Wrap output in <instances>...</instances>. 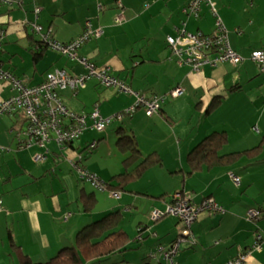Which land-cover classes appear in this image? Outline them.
<instances>
[{
    "label": "crops",
    "instance_id": "1",
    "mask_svg": "<svg viewBox=\"0 0 264 264\" xmlns=\"http://www.w3.org/2000/svg\"><path fill=\"white\" fill-rule=\"evenodd\" d=\"M189 2L18 0L11 5L1 4L0 30L3 34L0 68L22 80L26 87L40 84L45 75L54 69L80 75L85 72L80 64L40 45L38 35L26 23L35 21L43 32L48 29L50 37L59 43H68L80 37L86 22L90 23L91 29L100 28L102 35L84 43L77 50V55L97 68H107L134 92L165 99L160 110L151 117L136 111L132 117L136 120L129 123V130L122 128L123 133L134 137L142 156L157 153L161 167L164 165L161 142L171 140L173 147L177 148L180 169L175 165L176 168L171 166L168 171L178 180V173L183 175L182 186L173 195L182 192L195 203L211 198L225 211L215 215L203 212L198 216L191 225L196 242L194 245H181L174 264H225L250 247L255 235L262 234L261 229L264 232V219L261 218L264 214V175L257 180L244 179L243 172L238 171L264 163V157L261 158L264 126L263 129L259 127L264 123V70L249 59L252 51H264V0H216L217 13L228 32L230 47L243 60L237 66L227 63L215 68L205 66L198 72L186 65L178 66L166 43L167 37H175L182 29L205 35L213 32L214 18L207 7L202 5L198 17H193L185 10ZM36 7L40 12L35 18L33 11ZM121 12L124 19L118 24L117 17ZM15 58L21 61L17 63ZM93 80L95 82L89 80L76 92H60L62 102L70 111L89 113L97 106L101 116L109 117L133 105V96L102 88ZM96 86L108 91L99 93ZM178 86L183 93L177 98H170L169 92ZM15 94L11 87L0 81V102ZM181 113L189 117L188 124L197 116L196 124L190 128L184 124L178 129L176 116ZM139 123H143L144 134L136 128ZM24 128L25 122L20 114L0 115V264H12L13 257L18 260L11 249L12 242L33 263L47 262L61 249L72 246L76 234L92 224L89 219L98 203L96 189L84 182L91 187V191H86L83 185L79 188L77 172L72 167L84 150L96 149L100 138L96 140L97 136L92 133L98 132L85 134V131L65 149L50 141L45 146L48 150L45 160L35 163L33 155L46 150L36 145L20 148L25 140ZM112 130L106 128L98 134L104 136L105 132L107 134ZM118 130H115L116 135ZM218 132H224L227 138L221 149L222 155L249 151L255 147L260 149L256 153L242 155L230 166L204 168L190 174L186 162L188 154L207 136ZM231 139L234 142L232 150L238 151L224 152ZM93 143L94 148H90ZM83 166L87 171L92 169L84 163ZM230 173L239 178L238 186ZM195 175L204 181L200 189L190 185ZM111 183L117 186V180ZM118 194L120 199L121 194ZM164 195L165 192L159 197ZM170 198L160 200L163 209ZM72 203L74 205L71 206ZM128 207L125 211L130 209ZM249 210L260 211L259 218L248 220L246 213ZM115 211L121 213L120 209ZM67 215L70 216L66 218ZM180 227L176 218L170 224L160 222L155 226L157 232H153L154 227L144 225L140 242H136L140 248L127 249L126 244L124 250L109 256L132 250L133 253L123 257L126 264H165L161 256L156 255L155 248L158 245L169 247ZM148 234L156 239L145 241ZM152 258L158 260L154 263ZM245 264H264V242L260 251H253L247 256Z\"/></svg>",
    "mask_w": 264,
    "mask_h": 264
},
{
    "label": "built area",
    "instance_id": "2",
    "mask_svg": "<svg viewBox=\"0 0 264 264\" xmlns=\"http://www.w3.org/2000/svg\"><path fill=\"white\" fill-rule=\"evenodd\" d=\"M18 0H0V5H11ZM202 5H205L214 17V30L205 35L200 32L188 33L180 30L175 37H167L166 43L175 57L178 66H188L192 71H200L208 66L215 68L221 64L237 66L242 62V57L235 52L229 44L228 32L223 25L216 8V0H191L186 7L188 14L198 17ZM40 9L34 8L35 18ZM122 12L117 17V23H122ZM26 23V22H25ZM35 34L39 35V43L43 47L57 52L70 60L76 61L85 70L80 75L69 74L63 69H54L45 75L44 80L32 87H26L22 80L16 78L9 71L0 68V81L9 85L15 92V96L0 102V115L20 114L25 122L23 135L24 143L20 148H30L34 145L45 148L46 144L54 141L60 149L67 148L78 140L85 131L102 133L113 121L121 122L125 116L134 114L142 108L146 116H152L160 110L165 99L160 96L146 97L142 93L134 92L128 84L113 76L107 68H97L88 60L77 55V50L87 41L97 39L102 35V30L91 29L90 23H85V30L80 37L68 43H59L50 37V31L43 32L42 27L35 21L26 23ZM3 32L0 31V46ZM37 49L39 48L36 47ZM249 59L260 69L264 70V51H252ZM91 78L98 82L102 88L115 89L117 92L134 97L133 105L110 117L101 116L97 106L89 113L78 114L72 112L62 102L60 92L70 90L73 92L81 89ZM183 93L181 87H175L169 92L170 98H177ZM90 148H94V143ZM45 153L33 155L35 163L45 160ZM81 156L72 163L81 182L88 183L98 191L107 189L105 182H101L95 175L84 169L81 165ZM234 184L239 185V178L230 173ZM112 196L119 198L118 193ZM208 212L211 215L224 214L222 207L217 205L211 198L204 199L200 203L193 202L184 194L176 193L170 198V202L163 210H153L150 219L157 222L166 216L174 217L181 224L178 235L172 244L165 248L156 246L155 252L160 255L165 264H174V258L182 244H195V238L191 231V225L196 221L199 214ZM70 215H67L68 218ZM260 212L249 210L246 213L248 220H257ZM147 228L146 230H149ZM142 228L138 230L141 234ZM152 235H154L152 233ZM140 239V238H139ZM264 235L258 234L256 242L251 247L242 251L235 259L225 264H245L247 256L253 251H260Z\"/></svg>",
    "mask_w": 264,
    "mask_h": 264
},
{
    "label": "rangeland",
    "instance_id": "3",
    "mask_svg": "<svg viewBox=\"0 0 264 264\" xmlns=\"http://www.w3.org/2000/svg\"><path fill=\"white\" fill-rule=\"evenodd\" d=\"M47 30L48 29H45L44 32H47ZM19 59L20 58H15L14 61L19 63L18 61H21ZM25 64L28 66V61H26ZM20 67L24 69L27 68L26 66H21V65ZM90 81L95 82L93 78H91ZM100 87L98 86L95 87V89L99 93L108 91V90H103ZM107 93H110V91ZM137 112L142 113L143 115H146L142 108L138 109ZM181 114L182 115L176 116V120L178 123L177 124L178 129L181 128L184 124L188 128H190L191 125L196 124L197 119H198L197 116L194 117V119H192L191 121L192 123L188 124L189 121L187 118L189 117L186 114H183V113ZM133 115L134 114L125 116L121 122L113 121V123L110 126L108 125L107 129L109 130L113 129L111 132L107 133L109 137L106 134V132L103 134L104 136H100L98 133H92L90 131L85 132V134H88V132H90L93 135L97 136L96 140H98L99 138L100 139L97 143L96 149L95 148L93 150L87 149L82 152L81 154L82 164L80 165L84 167L83 166V163H84L85 166H91L92 169L88 171L98 176L101 182L108 181L111 179L112 176L120 174L126 170L125 166L122 164V161L126 157V155L122 153L116 145L119 135L115 134V130L117 128H123V129L126 128L129 130V127H128L129 123L134 122V120H136V117L132 118ZM146 117H151V116H146ZM263 126H264V123L259 124L260 129L261 128L263 129ZM136 128L138 131L144 134L143 123L137 124ZM156 134H157V131H156ZM232 139L230 141V145L224 148V152H226V150L229 152L238 151V150H232L231 146L234 147L233 145L234 142H232ZM161 144H163V148L160 149V152H162L163 156L165 155V158H163V156L159 153L164 161L163 167H159V166L150 167L148 170L144 172V174L141 177H137L133 180H129L124 190L111 191L109 189L108 191L106 190L103 192L98 191V190L95 191V194L98 199V203H97L95 210L91 213L92 217L91 219H89V223L99 221L106 214L113 212V210L115 211L116 209H120L121 213L123 214V217L120 222L119 229H122L123 231H125L129 236V241L127 243L128 247H126L127 249H130L133 247L140 248L139 247L140 245L136 243V242H140L138 240L141 237L138 230L142 228L144 225L155 228V226H157L160 222L165 221L169 224L172 222H175V218L169 215L164 217L163 219L160 220V222H157V223H154L150 219V214L153 210H163V205L160 202L159 196L163 192H165L166 195H164V199L169 200L170 196L171 195L173 196V193H175V191L176 192L179 191V189L182 186L181 181H182L183 175L181 173H178V177H179V180H178L176 176L170 174L168 171V169L171 168V166L174 167L175 165H177L178 170L180 169L179 161H177V155H178L177 148L173 147L171 140H169L168 142L162 141ZM221 154H222V151H221ZM263 157H264V152L261 154V158ZM181 160L184 161V158H182ZM182 166L184 167V169L186 168V165L183 164ZM238 171L243 172L244 179L257 180L259 179V177H262L264 175V163H261V166H257V165L247 166L245 169H241V170L239 169ZM203 175H206V173ZM194 177L195 178L192 182H190V185L196 189H200L203 186L204 181L201 178H199V176L196 177L195 175ZM77 178H78V175H77ZM78 181H79L78 185L80 189L82 188V185H83V188H85L86 191H91L90 189L91 187H89L88 184L84 185L85 182L83 183L79 179ZM112 193H120L121 198L120 199L115 198V196H112ZM72 205H74V203H72L71 206ZM127 207L130 209L128 211H125ZM202 213H200L199 215H202ZM261 218L262 220L264 219V214H263V217ZM261 231H262L261 233L264 234L262 229ZM153 232H157V229L155 228ZM257 237H258V234L255 235L254 242H256ZM145 238H146L145 241L147 239H152V240L156 239V237L153 238L151 234H148V236H146ZM252 245H250V247ZM128 253H133V252L132 250H127V252L125 253H117L112 256L104 257L102 259L92 260L86 264H126V261L124 260L123 257H126L124 255ZM156 258L158 257L156 256ZM156 258H152L151 261L156 262L159 259V258L158 259ZM12 261H13L12 264H19V261L14 257ZM162 262L165 263L163 259H162ZM127 264L129 263L127 262Z\"/></svg>",
    "mask_w": 264,
    "mask_h": 264
},
{
    "label": "trees",
    "instance_id": "4",
    "mask_svg": "<svg viewBox=\"0 0 264 264\" xmlns=\"http://www.w3.org/2000/svg\"><path fill=\"white\" fill-rule=\"evenodd\" d=\"M210 107L214 108V106ZM123 131L122 128L117 131L119 138L116 145L122 153L127 155L122 161L126 170L105 183L107 189L112 191L124 190L129 180L141 177L150 167L162 166L161 159L157 153L142 156L134 137L126 135ZM226 142L227 138L224 132L212 133L207 136L187 156L186 162L190 169L189 173H197L204 168L209 170L216 166H230L242 155L253 154L260 149V147H255L249 151L227 155L219 154ZM113 180H117L116 187L111 183ZM163 198L164 196L159 197L160 200ZM122 217L123 215L119 211H114L105 215L99 221L84 227L76 234L72 246L61 249L45 263H33L13 242L11 243V249L17 256L19 264H86L92 260L102 259L125 249L129 238L127 233L119 229Z\"/></svg>",
    "mask_w": 264,
    "mask_h": 264
}]
</instances>
